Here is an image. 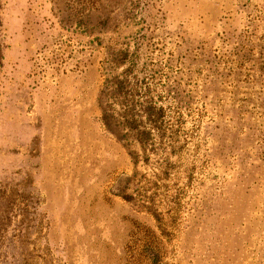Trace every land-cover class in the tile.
Instances as JSON below:
<instances>
[{
	"label": "rangeland",
	"instance_id": "374dc122",
	"mask_svg": "<svg viewBox=\"0 0 264 264\" xmlns=\"http://www.w3.org/2000/svg\"><path fill=\"white\" fill-rule=\"evenodd\" d=\"M0 264H264V0H0Z\"/></svg>",
	"mask_w": 264,
	"mask_h": 264
},
{
	"label": "trees",
	"instance_id": "16d2710c",
	"mask_svg": "<svg viewBox=\"0 0 264 264\" xmlns=\"http://www.w3.org/2000/svg\"><path fill=\"white\" fill-rule=\"evenodd\" d=\"M110 80L111 81H109V83H108L110 85V93L114 95L118 91V89L120 88V86H118L119 80L117 82V80L114 77ZM103 112H104L103 116H102L103 123L109 131L113 132V128H112L113 116H112V114L107 113V108L106 109L104 108Z\"/></svg>",
	"mask_w": 264,
	"mask_h": 264
}]
</instances>
